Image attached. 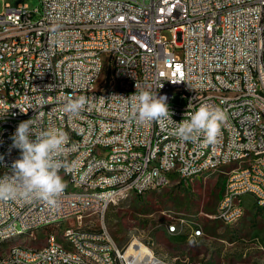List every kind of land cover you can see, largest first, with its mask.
I'll return each instance as SVG.
<instances>
[{
  "label": "built area",
  "instance_id": "2783aa9c",
  "mask_svg": "<svg viewBox=\"0 0 264 264\" xmlns=\"http://www.w3.org/2000/svg\"><path fill=\"white\" fill-rule=\"evenodd\" d=\"M69 23L83 24V33H70ZM87 25H97V32L87 33ZM27 26H38L39 35L20 36V27ZM0 30H10L0 43V93L10 94V103L0 102V164L10 173L20 156L11 148L18 126L12 117L19 123L34 118L37 132L69 126L62 158L76 162L72 172L62 169L67 187L55 202L0 201V244L9 233L35 234L55 218L81 224L90 214L104 218L109 202L130 197L127 184L140 186L141 193L149 182H156V190L165 188L174 160H184V184L204 169L231 168L216 210L224 225L244 214L245 196L264 203V124L257 123V114H264V0H40L33 10L5 4ZM95 45L104 46V53H95ZM65 48H73V56H65ZM55 54H62L61 65H51ZM98 60H106V80L103 91L92 92ZM139 66H147V80L137 75ZM215 69H223V76H215ZM173 84H184L183 94H173ZM141 90L166 96L176 123L201 105L222 108L226 117L217 142L208 144L203 135L184 142L169 120L136 123L130 97ZM81 95L89 99L85 111L65 114L68 97ZM229 103H239V110L229 111ZM114 142H124V149H114ZM154 148L162 150L159 181L146 173ZM102 149H109L108 158H100ZM86 153H94V161H85ZM94 168L116 169V176L98 179ZM72 185H81V192L72 193ZM62 230L68 251L58 250L52 234L49 249L18 248L0 264H159L137 239L120 247L105 228ZM202 236L193 231L191 238ZM70 245L81 246L84 257L70 255Z\"/></svg>",
  "mask_w": 264,
  "mask_h": 264
},
{
  "label": "rangeland",
  "instance_id": "374dc122",
  "mask_svg": "<svg viewBox=\"0 0 264 264\" xmlns=\"http://www.w3.org/2000/svg\"><path fill=\"white\" fill-rule=\"evenodd\" d=\"M5 4L12 8L27 5L33 10L40 6V0H0V14ZM163 37L172 40L168 31L163 32ZM105 80L106 68L99 84ZM101 88L99 85L98 90ZM178 100L176 95L174 101ZM230 171L227 168L209 173L188 184L173 177L165 188L133 195L111 206L104 218L88 215L83 228L95 233L105 228L120 247L136 239L142 241L155 255L172 264H264V210L250 200L251 196L245 197L246 215L240 223L224 225L215 219ZM172 224L179 227V234L169 233ZM65 226L74 228L77 221L6 240L0 244V254H9L13 247L44 248L51 233H57L61 242ZM198 229L204 236L191 238Z\"/></svg>",
  "mask_w": 264,
  "mask_h": 264
},
{
  "label": "clouds",
  "instance_id": "9594fccd",
  "mask_svg": "<svg viewBox=\"0 0 264 264\" xmlns=\"http://www.w3.org/2000/svg\"><path fill=\"white\" fill-rule=\"evenodd\" d=\"M166 101V96L158 97L156 92L149 90L134 93L130 97V108L136 123L169 120L176 126L174 135L184 142L195 143L201 135L208 144L217 142L226 117L222 108L201 105L195 111H187L188 118L176 123L171 119ZM88 105L86 96L68 97L63 111L70 117H78ZM10 139L11 148L18 150L20 156L12 162L10 173L0 177V201L40 198L55 202L67 187L60 171L69 173L76 167L75 161L62 158L67 134L56 128L37 132L35 120L31 118L20 122Z\"/></svg>",
  "mask_w": 264,
  "mask_h": 264
},
{
  "label": "bare ground",
  "instance_id": "6f19581e",
  "mask_svg": "<svg viewBox=\"0 0 264 264\" xmlns=\"http://www.w3.org/2000/svg\"><path fill=\"white\" fill-rule=\"evenodd\" d=\"M69 31L70 33H83V24L77 23H69ZM97 32V25H87V33H95ZM39 35V27L38 26H27L20 27V36H36ZM10 38V30H0V43L1 41H5ZM95 53H104V46L95 45ZM65 56H73V48H65ZM62 63V54H55L51 58V65H61ZM106 68V60H98V69L97 74L93 76L92 82V92H101L103 91V83L99 84L101 75ZM137 75L140 76V80L148 79V68L147 66H139L137 67ZM215 76H223V69H215ZM102 88L98 90V86ZM184 92V84H173V94H183ZM0 102L10 103V94L9 93H0ZM239 110V103H229V111H237ZM257 123L264 124V114H257ZM12 124H19V117H12ZM62 131L65 133H69V126H62ZM114 149H124V142H114ZM109 157V149L100 150V158H108ZM162 160V150L161 148H154L152 158L146 162V173H150L151 181H159L158 174V162ZM85 161H94V153H86ZM184 169V160H174L169 166V171H167L168 185L171 183L173 177L177 178L180 183V171ZM216 172V168H208L202 170L200 175H197L194 181L197 178H200L206 174H211ZM8 173V165L0 164V174ZM60 175L65 179L64 173L62 170L60 171ZM3 175H0L2 177ZM116 176V169L113 168H94V177L98 179H107V177ZM156 190V182H149V185L143 186V193L140 192V186H136L134 184H127V192L130 193V196H143L147 193ZM81 185H72V193H80ZM119 202H109V209L111 206L116 205ZM257 205L261 208H264V203L256 202ZM236 212H243V205H236ZM245 214V211H244ZM244 214H239L238 217L235 218V222H232L230 225H234L241 221L244 217ZM221 218V211H217V215L215 219ZM69 218H55V223L53 222H43L39 227H37L36 232L39 230L47 229V228H61L64 223H67ZM77 226L72 228V232L74 233H86L87 229L83 228V224H81V220H76ZM182 223V221H180ZM184 222V221H183ZM68 227V226H65ZM201 231L202 229L194 230ZM181 230L175 224V231H169L170 234H179ZM52 234L55 240V244L58 245V250L68 251V233L66 230L61 231L62 241H58L57 233H51L47 237V245L41 249H33L27 247H13L11 252L8 254H0V261H8L11 256L14 254V250L26 249L28 251H44L51 247V239ZM27 235L26 233H9V235L3 236V242L9 240L11 238H15L18 236ZM193 237V232L191 234ZM195 239V238H193ZM140 241L137 240L136 243ZM146 252H153L150 248L146 246ZM70 255L77 257H84V249L79 245H70ZM154 262L159 264H172L171 262L165 260L164 258L155 255L153 252ZM92 264H101V262H92Z\"/></svg>",
  "mask_w": 264,
  "mask_h": 264
},
{
  "label": "crops",
  "instance_id": "0c3cea01",
  "mask_svg": "<svg viewBox=\"0 0 264 264\" xmlns=\"http://www.w3.org/2000/svg\"><path fill=\"white\" fill-rule=\"evenodd\" d=\"M247 196H251V195H247ZM247 196H245V197H247ZM245 197H244V205H245V203H246V201H245ZM250 200L253 201L254 204H256V206H257L258 208L264 210V208H261V207H259V206L257 205V203L255 202V200H254V198H253L252 196H251V199H250ZM244 211H245V214H244V217H245V215H246V205H245ZM244 217H243V219H244ZM243 219H242V220H243ZM242 220H241V221H242ZM241 221H240V222H241ZM240 222H239V223H240ZM237 224H238V223H237Z\"/></svg>",
  "mask_w": 264,
  "mask_h": 264
}]
</instances>
